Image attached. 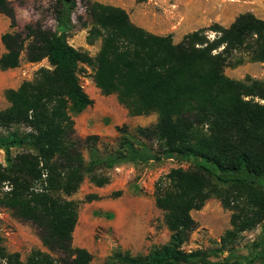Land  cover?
<instances>
[{"label":"trees","instance_id":"1","mask_svg":"<svg viewBox=\"0 0 264 264\" xmlns=\"http://www.w3.org/2000/svg\"><path fill=\"white\" fill-rule=\"evenodd\" d=\"M74 3L55 0L54 30L38 21L14 30V8L0 0L10 29L0 34V70L16 67L22 54L27 62L46 59L49 65L3 91L0 207L32 223L43 249H31L21 262L0 243V264H90L91 254L71 245L79 201L70 196L86 175L97 187L107 184L105 172L95 173L99 167L140 158L135 150L83 158V145L97 137L82 138L74 130L73 116L92 103L78 81V63L92 66L94 85L103 95L114 94L128 114H156L153 125L135 128L138 136L155 140L164 157L190 162L153 183L167 241L142 257L113 250L105 264H264V104L258 101L264 100V79L236 80L223 71L244 62L264 63V18L241 12L227 26L213 22L173 42L169 33L135 25L119 6L85 0L91 23L87 40L100 39L89 56L65 38ZM209 197L231 211L229 228L218 247L184 251L181 245L196 225L190 210ZM258 224L261 234L252 256L222 255L242 231Z\"/></svg>","mask_w":264,"mask_h":264},{"label":"rangeland","instance_id":"2","mask_svg":"<svg viewBox=\"0 0 264 264\" xmlns=\"http://www.w3.org/2000/svg\"><path fill=\"white\" fill-rule=\"evenodd\" d=\"M15 11L16 26L21 29L27 22L38 21L45 28L54 30L52 8L55 0H9ZM84 1L75 0L71 11V28L64 32L68 44L94 56L100 44L99 37L87 40L91 27L84 13ZM104 4H120L131 22H140L151 33L170 34L172 41L181 39L183 32L217 22L223 26L240 12L245 11L248 0H94ZM264 17V4H254ZM223 23V24H222ZM10 30L8 19L0 14V34ZM182 34V35H181ZM212 36L211 34L209 35ZM3 47L0 43V53ZM39 67H49L46 59L27 62L23 54L16 67L0 70V109L7 106L3 96L6 88H15L20 82L31 80ZM224 74L241 80L245 75L264 79V66L258 62H244L224 67ZM78 81L90 97L89 88L99 92L92 80L91 65L78 63ZM86 110L83 117L80 116ZM87 115L94 117L93 133L96 139H88L81 149L85 161L110 155L116 150H134L140 158L133 161L103 166L95 173L105 172L109 181L97 187L84 176L79 188L70 198L79 201L77 220L71 233V245L85 248L91 254L90 264H105V258L113 250L126 251L133 256H145L152 246L164 244L168 231L161 211L153 202V183L170 168L190 166L187 158L164 157L155 140H147L135 133L136 127H148L155 123L156 114L130 115L117 102L114 95L104 97L100 106H86L75 114L74 130L87 127ZM91 122V123H92ZM88 123V124H87ZM126 139L128 143H123ZM13 151L16 148L12 149ZM0 164L3 151L0 149ZM89 195L88 198H85ZM92 195H96L93 197ZM231 211L222 206L216 197H209L198 209L190 210L195 228L181 245L184 251L207 250L219 246V238L229 228ZM259 224L242 231L230 250L222 252L231 259L243 260L257 250L260 237ZM0 243L5 252H16L23 262L33 248L43 249L36 229L29 221L17 218L0 207Z\"/></svg>","mask_w":264,"mask_h":264},{"label":"crops","instance_id":"3","mask_svg":"<svg viewBox=\"0 0 264 264\" xmlns=\"http://www.w3.org/2000/svg\"><path fill=\"white\" fill-rule=\"evenodd\" d=\"M254 4H264V0H248V3H246V5L244 6L245 7V11H242V12H246V11H249V12H251L253 15H255L256 17H259V18H264V17H262V16H260V14L255 10V7H254ZM111 5H115V6H119V7H121L122 8V6L120 5V4H111ZM241 13V12H240ZM232 20H229V21H227L225 24H223V26H227L230 22H231ZM135 25H137V26H140V27H142V28H144V26H143V24L142 23H140V22H136V23H134ZM145 30H147L148 31V29H145ZM150 32V31H149ZM154 34H158V33H154ZM182 34H185V32H183ZM181 34V35H182ZM160 35H164V34H160ZM258 63H260V64H263V66H264V63H262V62H258ZM97 90V89H96ZM96 90H94V89H92V88H89V91H90V93H91V95H90V99H92V106L94 107V108H96V107H98V106H100L101 105V103L103 102V100H104V97H108L109 95H114V94H108V95H103V94H101L100 93V91L99 92H97ZM115 96V95H114ZM90 104V105H91ZM87 108L89 107V105H87L86 106ZM86 110H84V112L80 115V116H78L79 118L80 117H83L84 115H85V112ZM75 120V116H73V121ZM86 120L88 121V123H90V124H88L87 125V127H83V129H79V134H80V137L81 136H84V135H86V134H89V133H93V120H94V117L92 116V115H87V117H86ZM92 122V123H91ZM74 126V125H73ZM79 136V135H78Z\"/></svg>","mask_w":264,"mask_h":264},{"label":"built area","instance_id":"4","mask_svg":"<svg viewBox=\"0 0 264 264\" xmlns=\"http://www.w3.org/2000/svg\"><path fill=\"white\" fill-rule=\"evenodd\" d=\"M258 101H259L260 103L264 104V100L259 99Z\"/></svg>","mask_w":264,"mask_h":264},{"label":"water","instance_id":"5","mask_svg":"<svg viewBox=\"0 0 264 264\" xmlns=\"http://www.w3.org/2000/svg\"><path fill=\"white\" fill-rule=\"evenodd\" d=\"M64 1H66V2H67L68 0H64Z\"/></svg>","mask_w":264,"mask_h":264}]
</instances>
